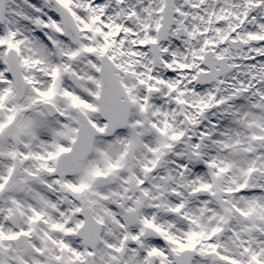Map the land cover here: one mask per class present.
I'll return each mask as SVG.
<instances>
[{
    "label": "snow or ice",
    "instance_id": "obj_1",
    "mask_svg": "<svg viewBox=\"0 0 264 264\" xmlns=\"http://www.w3.org/2000/svg\"><path fill=\"white\" fill-rule=\"evenodd\" d=\"M0 264H264V0H0Z\"/></svg>",
    "mask_w": 264,
    "mask_h": 264
}]
</instances>
